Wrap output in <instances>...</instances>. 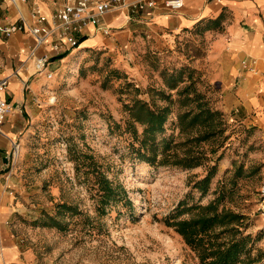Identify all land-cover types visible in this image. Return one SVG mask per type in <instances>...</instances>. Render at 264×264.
Masks as SVG:
<instances>
[{
    "label": "rangeland",
    "instance_id": "obj_1",
    "mask_svg": "<svg viewBox=\"0 0 264 264\" xmlns=\"http://www.w3.org/2000/svg\"><path fill=\"white\" fill-rule=\"evenodd\" d=\"M220 23L203 19L161 51L144 52L134 38L130 51L97 47L41 97L21 137L12 187L14 224L33 255L30 264H199L167 221L210 202L244 214L245 232L257 237L251 253L264 252L262 110L221 107L223 85L216 77L225 78L228 62L217 43L224 34ZM183 67V82L169 89L168 74ZM189 74L190 95L200 92L220 112L223 132L208 140L187 142L204 127L182 131L178 125V113L196 107L178 93ZM238 84L237 78L234 93ZM135 100L170 108L156 148L146 149L153 163L137 151L146 112ZM163 140L169 142L165 152ZM188 152L201 153V163H175ZM209 172L205 189L196 187ZM98 174L122 192L100 201Z\"/></svg>",
    "mask_w": 264,
    "mask_h": 264
},
{
    "label": "crops",
    "instance_id": "obj_2",
    "mask_svg": "<svg viewBox=\"0 0 264 264\" xmlns=\"http://www.w3.org/2000/svg\"><path fill=\"white\" fill-rule=\"evenodd\" d=\"M161 2L158 0L152 10L105 13L98 25L88 27L75 47L59 42L56 52L48 43L35 49V55H49L44 72H36L35 62L29 57L35 41L27 31L15 32L7 38L0 35V78H8L2 97L11 108L0 124V264H30L33 257L14 224V211L18 208L12 187L23 132L38 112L41 97L52 94L54 84L97 51V47L130 51L134 38L141 40L144 52L161 51L175 45L177 39H184L201 20L219 19L227 37L223 34L217 43L228 62L225 78L216 77L223 85L221 107L262 110L260 115L264 122V0H184L182 9L176 13L166 11ZM36 3L50 15L60 0ZM32 5V2H21L18 8L28 18ZM18 20L16 7L6 0L1 2L0 22ZM105 30H108L106 34ZM244 59L254 70L242 66ZM46 72L51 76L47 77ZM237 78L239 84L234 93L232 83H236ZM14 144L18 148L15 152Z\"/></svg>",
    "mask_w": 264,
    "mask_h": 264
},
{
    "label": "trees",
    "instance_id": "obj_3",
    "mask_svg": "<svg viewBox=\"0 0 264 264\" xmlns=\"http://www.w3.org/2000/svg\"><path fill=\"white\" fill-rule=\"evenodd\" d=\"M185 70L186 67H183L169 73L165 85L169 89L176 88L179 83L183 82ZM190 78L189 74V81ZM191 84L190 81L189 84L178 90V93L183 95L184 102L194 101L196 107L179 112L177 115L178 125L182 131L195 126L204 127L203 131L187 138V142L208 140L223 132V128L220 127V120L217 119L220 112L209 107L200 92L194 91L193 95H190ZM134 104L146 112L145 118H139L145 126L141 132L137 151L143 160L153 163L154 154L150 157L146 149L154 151L156 148L155 136L163 130L170 108L166 105L151 109L141 100H135ZM163 143L165 144L163 152H165L169 149V142L163 140ZM202 157L201 153L192 154L188 152L175 163L184 167H191L201 163ZM97 177L102 190L100 201L106 202L110 197L115 196L113 194L118 195L122 192L121 186L113 187L102 174H98ZM210 178L211 173L209 172L196 183V187L205 189ZM191 210V216L174 219L171 222L167 221V224L174 227L184 242L195 252L199 264H264L263 251L258 250L255 255L251 253L257 237L245 232L246 216L244 214L230 209L219 210L216 202L195 205L192 206Z\"/></svg>",
    "mask_w": 264,
    "mask_h": 264
},
{
    "label": "built area",
    "instance_id": "obj_4",
    "mask_svg": "<svg viewBox=\"0 0 264 264\" xmlns=\"http://www.w3.org/2000/svg\"><path fill=\"white\" fill-rule=\"evenodd\" d=\"M3 1L5 0H0V4ZM6 1L16 7L19 20L11 23L0 22V35L7 38L15 32L27 31L34 38V48L29 57H32L35 62L36 72L46 71L49 55L47 53L35 55V49L46 43L49 44L53 52L59 49L60 43L75 47L88 27L98 25L100 18L105 13L125 10L131 14L145 9L152 10L158 5V0H60L50 15H47L36 3L38 0ZM47 1L54 2L56 0ZM215 1L220 2V0ZM21 2L33 3L28 18L18 8V4ZM160 5L166 11L176 13L182 9L184 0H162ZM104 32L107 33L108 30ZM241 64L244 68L254 70L245 59L241 61ZM46 75L50 77L51 73L46 72ZM7 80V77L0 78V124L11 109L9 103L2 97V93L7 87ZM17 149V144H14L13 151L15 152ZM261 193V208L264 209V181Z\"/></svg>",
    "mask_w": 264,
    "mask_h": 264
},
{
    "label": "bare ground",
    "instance_id": "obj_5",
    "mask_svg": "<svg viewBox=\"0 0 264 264\" xmlns=\"http://www.w3.org/2000/svg\"><path fill=\"white\" fill-rule=\"evenodd\" d=\"M55 99V96H51L50 100H54Z\"/></svg>",
    "mask_w": 264,
    "mask_h": 264
}]
</instances>
